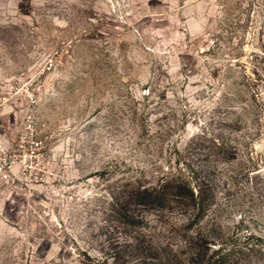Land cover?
Here are the masks:
<instances>
[{"label": "rangeland", "instance_id": "rangeland-1", "mask_svg": "<svg viewBox=\"0 0 264 264\" xmlns=\"http://www.w3.org/2000/svg\"><path fill=\"white\" fill-rule=\"evenodd\" d=\"M1 165L0 264H264V0H0ZM210 169L194 223L126 203Z\"/></svg>", "mask_w": 264, "mask_h": 264}, {"label": "trees", "instance_id": "trees-1", "mask_svg": "<svg viewBox=\"0 0 264 264\" xmlns=\"http://www.w3.org/2000/svg\"><path fill=\"white\" fill-rule=\"evenodd\" d=\"M199 147H203L205 156H214V161H218L221 156L227 159H234V150L220 139L218 135L203 131L198 138ZM207 144H209L207 146ZM226 159V160H227ZM212 160V161H213ZM215 163V162H214ZM215 170H209L208 175L201 176L199 172H194L197 185L193 181L194 177L186 178L182 175H174L173 177L163 174L157 181L142 184L138 182L133 189L127 194L128 204L140 205L148 210H157L160 212L180 210L183 215H190L188 222L194 223L198 219L205 216L206 211L215 204L211 192L212 180L210 177L215 175ZM185 176V175H184ZM112 210L118 214L119 222L126 226L138 227L143 222V219L137 217L127 206H123L118 199L112 197ZM192 216V217H191ZM214 218V217H213ZM190 225V224H187ZM185 242L193 245H198L199 239L195 240L187 233L182 234ZM201 240V239H200ZM213 235H209L204 242L208 250L212 249L215 243L212 241ZM203 241V240H202ZM171 255L176 256L174 252ZM232 254V249L223 251L222 247L214 248L210 255L208 264H224L228 257ZM170 261H175L168 257ZM177 263L180 264L177 258ZM168 261L166 264H170Z\"/></svg>", "mask_w": 264, "mask_h": 264}, {"label": "built area", "instance_id": "built-area-1", "mask_svg": "<svg viewBox=\"0 0 264 264\" xmlns=\"http://www.w3.org/2000/svg\"><path fill=\"white\" fill-rule=\"evenodd\" d=\"M0 171H2L4 174H6L5 165L0 166Z\"/></svg>", "mask_w": 264, "mask_h": 264}]
</instances>
